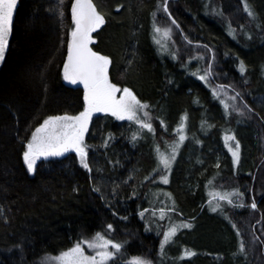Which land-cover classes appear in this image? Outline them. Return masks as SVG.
Here are the masks:
<instances>
[{
    "label": "trees",
    "instance_id": "1",
    "mask_svg": "<svg viewBox=\"0 0 264 264\" xmlns=\"http://www.w3.org/2000/svg\"><path fill=\"white\" fill-rule=\"evenodd\" d=\"M71 2L64 0L61 7L60 0H18L14 12L0 65V264H38L96 232L124 242L112 264L134 256L156 258L159 234L147 229L140 213L150 205L153 148L161 146L153 134L164 133L161 120L170 129L185 122L191 140L189 159L183 152L173 177L187 215H205L197 208L200 192L189 193L187 182L205 183L218 169L225 183L232 181L257 204L232 210L236 235L225 222L217 227L222 239L211 238L213 227L193 234L188 240L197 252L183 264H264V0H168L171 18L164 0H93L105 23L92 33V48L109 57V80L149 105L155 132L133 141L130 121L102 113L87 135L91 172L69 151L41 157L31 175L23 153L32 130L48 116L84 108L83 86L63 79L74 27ZM154 24L172 28L159 45ZM206 72V80L199 79ZM230 129L243 152L235 170L228 158L214 166L221 137Z\"/></svg>",
    "mask_w": 264,
    "mask_h": 264
},
{
    "label": "snow or ice",
    "instance_id": "2",
    "mask_svg": "<svg viewBox=\"0 0 264 264\" xmlns=\"http://www.w3.org/2000/svg\"><path fill=\"white\" fill-rule=\"evenodd\" d=\"M63 3L64 0H60L61 7ZM17 6L18 0H0V62L4 61L6 51L9 47V38L13 30L14 12ZM163 10L169 13L168 0H164ZM248 14L249 16H253L251 11H248ZM60 15L63 17V11H61ZM169 17L171 18V13H169ZM71 19L74 27L71 28V38L67 42V59L63 65V79L72 84L79 82L83 85L84 108L77 115L48 116L39 127L35 128L23 153L24 163L29 174L36 172L37 160L41 157H58L69 151H74L79 157L80 165L91 172L92 169L88 160V145L84 141L94 113H110L118 120L127 119L129 121H135L141 130L147 129L148 132H155L153 123L151 122L152 117L146 111L149 105L142 103L128 87L121 89L117 84L112 83L108 75L109 57L101 55L89 47V44L92 42V33L105 23V16L98 10V5L93 0H72ZM171 24L177 28L180 27L174 18L171 19ZM154 32L167 39L171 37L172 28H161L154 24ZM154 40L158 45L161 44V40L156 36H154ZM164 50H166V46H164ZM211 67L209 65V71ZM239 70L241 74L245 72L243 61L240 62ZM207 75L208 73L206 72L199 79L206 80ZM219 87L221 89L224 88L223 85ZM117 93H121V95L117 96ZM213 94H217L216 90H213ZM239 95V93H236V96ZM235 98L231 97V99ZM221 103L224 104L227 111L229 105L223 100ZM232 108L238 111L234 105ZM140 113H143V117H141ZM183 119H186V117ZM160 124L164 126V121L161 120ZM183 129L184 124L181 123L178 129L179 141L170 146V157L159 153V148L157 147L159 163L163 165L165 170H171L172 162L176 158L180 144L186 138L183 134ZM139 134V131L133 133L132 140L136 141ZM225 140H235V136H225ZM105 143L107 144V141ZM239 149L240 144L238 141L235 144V150L229 147L234 164L239 161ZM161 180L165 184L168 183L167 176H161ZM94 191H100V189L95 188ZM231 195L242 196L243 193L234 190L233 193L221 195L219 199L227 200L228 204H232L233 201L229 198ZM101 198L103 199L104 197L102 196ZM240 206L243 205L241 204ZM218 207H220L219 204L211 210L215 212ZM251 207L253 209L257 208L255 201L252 202ZM144 211L146 212L147 209ZM160 211V218L163 219L164 209ZM170 211H175V208L173 207ZM140 215L143 218L144 213L141 212ZM123 219H126V217ZM191 226L188 223L170 226L163 234L164 238L161 242V251H163L164 245L176 234L179 227L190 228ZM107 229L111 231L113 225L108 224ZM123 243L112 240L104 233L96 232L91 239L85 238L77 241L73 247L61 252L54 259L60 262V264H108L109 261L114 260L116 255L121 252ZM82 245H87V248L91 249L93 254H86ZM241 251H243V245H241ZM193 254L192 252H185L187 256ZM132 264H152V262L141 257H134Z\"/></svg>",
    "mask_w": 264,
    "mask_h": 264
},
{
    "label": "rangeland",
    "instance_id": "3",
    "mask_svg": "<svg viewBox=\"0 0 264 264\" xmlns=\"http://www.w3.org/2000/svg\"><path fill=\"white\" fill-rule=\"evenodd\" d=\"M161 38H162V39H160L161 42L165 40V38L162 35H161ZM166 47H168V46H166ZM1 63L2 62H0V65H1ZM117 86L120 87L121 89L124 88V86H119V85H117ZM119 95H121V93H117V96H119ZM81 111H83V110H81ZM102 113L104 114V112L94 113L92 120L97 115H102ZM77 114H79V113L68 114V115H77ZM63 115H65V114H63ZM140 115H141V117H143V113H140ZM59 116H62V115H59ZM113 118L119 122L129 121L127 119L118 120L114 116H113ZM92 120L89 123V131L92 127V126H90L92 123ZM129 123L131 124V128L128 132L129 134L133 135V133L138 132V131L140 133L137 140H139L140 138H143V136L147 133L146 132L147 129L141 130L139 125L136 124L135 121H130ZM182 123L184 124L183 134L187 138L188 134H187V129H186V123L185 122H182ZM180 125L181 124H179L177 126V129L176 128L170 129L169 126L164 125L161 127L162 131H164V133L162 135H160L159 137H156L153 134V139L157 140V142H158L157 145L158 144L161 145V146H157L159 148V153H161L165 156H168V157L171 156V147L170 146L173 145L175 142L179 141V134H178L179 128L178 127ZM37 127H39V126H37ZM203 128L205 129V127H203ZM34 130H35V128L32 130V132ZM89 131L85 134V141L84 142L86 145H88L87 144L88 143V141H87L88 136L87 135H88ZM32 132L30 134L29 139L31 138ZM174 134H176V136ZM225 136H235V140L226 141ZM150 137L152 138V135L149 134V138ZM186 138H185V140H186ZM221 138H222L220 140L221 142L219 143L221 151H219V153L217 154V156L215 158L214 166L215 167L219 166L223 160L228 158V160L230 161L229 164H230L231 168L233 170H235L238 167V165H240V162H241L242 157H243V152H242L241 146L239 149V157H240L239 161L236 164H234L232 153L229 151V147H231L233 150H235V144L238 141L234 131L231 130V131L224 133ZM168 139H171V140L169 141ZM186 141H188L189 143H185V146H184V143L180 144V147L176 153V158L172 162L170 171L165 170L163 168V165L159 163V156H158V152H157V147L153 148L154 153L156 152L155 157L157 158V160L153 163L152 169L155 171L156 174H155L154 180H152V183L150 186L151 187L149 190L150 197L147 200V202L150 205L146 206V208H144L142 211L146 216L145 224H146L147 229L149 231L155 230V233L159 234V252L156 253V258L155 257L151 258L148 256H145V257L144 256H134V257H141V258H144L146 260H150L152 262V264H183L184 261L190 260L193 257H195L194 254H196L197 248L194 247L193 245H190L191 243L189 242L190 240H188V239L191 238L193 236V234H196L198 231H200L201 228L204 229L205 227H207V228L209 227V229H211V227H213V230H214L213 235H216V236L212 237V235L210 234L211 238L216 239L217 236H219V237L221 236V239H222L223 237L221 235V231L219 233L217 227H219L220 222L221 223L225 222L228 224L227 225L228 228L230 230H232L234 235H236V232L234 230V225H233L234 222H233V220L232 221L230 220L231 218L229 217V215L232 217L231 213L233 212L232 211L233 209H235L238 212L239 209H241V208H244V209L252 208L251 207V204H252L251 200H248V198L245 194H243L242 196L241 195H231L229 198L232 199V201H233L232 204H228L227 200H220L219 199V197L221 195L230 194V193H233L234 190H236V191H238V190L232 186V184H233L232 181L231 182L228 181L227 183H225L224 178L226 176L221 175V172H219V169H218L217 173L206 175L207 182H205V183L200 184V182H194V183L187 182V184H188L187 190L189 191V193L190 192L191 193L200 192L199 197H202V199L198 202L197 208L199 209V211H205V215L203 216V218L194 219L195 215L190 216L189 214L188 215L186 214V213H188L186 206L180 207L179 202L176 198V193L179 190V188L176 186L174 179H173V177L177 171V168H179V166H180L179 162L183 158V152H184V157L186 155L185 159L186 160L189 159L188 158L189 155L187 154V152L189 151L188 148L191 146V144H190L191 140H186ZM222 141H223V143H225L226 148L222 145L223 144ZM186 144H187V146H186ZM183 149H185V150L183 151ZM26 169H27V167H26ZM161 176H167V178H168L167 184L163 183V181L161 180ZM217 204H219L220 207L217 208V211L213 212L211 209L213 207H217ZM241 204L243 206H240ZM173 207L175 208V211H170V209H172ZM145 209H147L146 212L144 211ZM161 209H164V213H163L164 218L163 219L160 218L161 217V211H160ZM181 223H188V224H191L192 226L190 228L189 227H179L176 231V234L168 241V243H166L164 245L163 251H161V242L164 238L163 237L164 232L167 231L170 226H172L174 224L179 225ZM94 234L91 237H89V239H91L94 236ZM238 234H239V232H238ZM107 237L111 238L114 241L121 242V240H119L118 236L117 237L107 236ZM181 237H183L184 239H182ZM73 246L74 245H72L71 247H73ZM82 246L84 247L86 254H88V255L93 254V251L91 249H88L87 245H82ZM66 250H64V251H66ZM235 250H236V248H235ZM185 252H192V253H194L193 254L194 256L193 255L187 256V255H185ZM60 253L55 254V255L45 256L44 258L41 259V261L38 264H60V262H58L54 259V257L58 256ZM118 257H119V253L116 255L114 260L117 259ZM134 257L129 258L127 261H122V263L123 264H132ZM114 260L109 261L108 264H112L114 262Z\"/></svg>",
    "mask_w": 264,
    "mask_h": 264
},
{
    "label": "water",
    "instance_id": "4",
    "mask_svg": "<svg viewBox=\"0 0 264 264\" xmlns=\"http://www.w3.org/2000/svg\"><path fill=\"white\" fill-rule=\"evenodd\" d=\"M70 38H71V37H70ZM92 41H93V39H92ZM91 44H92V42L89 44V47H90V48H92V45H91ZM92 50L95 51L93 48H92ZM95 52H97V51H95ZM78 83H79V82H78ZM79 84H80L81 86H83L81 83H79Z\"/></svg>",
    "mask_w": 264,
    "mask_h": 264
}]
</instances>
